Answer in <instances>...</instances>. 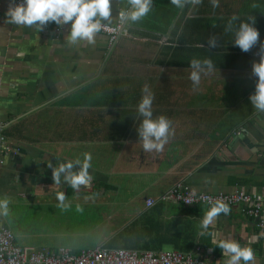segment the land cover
Segmentation results:
<instances>
[{
  "label": "crops",
  "instance_id": "obj_1",
  "mask_svg": "<svg viewBox=\"0 0 264 264\" xmlns=\"http://www.w3.org/2000/svg\"><path fill=\"white\" fill-rule=\"evenodd\" d=\"M154 2L158 5L146 17L126 23L127 36L109 48L100 34L92 44H70V28L56 34L54 22L40 31L5 24L10 0H0V123L7 144L19 149L0 167V199H7L10 209L7 217L0 216V228L11 232L16 246L83 250L56 245L68 234L56 231L54 223L49 227L55 230L42 226L37 213L39 199L55 207L56 193L64 192L72 205L89 200L84 206L94 207L91 221L86 216L76 221L116 226L97 246L113 243V249H124L128 244L129 250L187 253L199 245L204 264H225L228 257L212 241L227 238L251 247L253 264H264V232L238 206L220 214L205 235H200V224L209 208L175 202L144 207L145 199H157L180 183L196 193L264 195V112L249 100L255 91L251 66L259 62V42L242 52L232 41L249 16L264 41V0H219L216 8L202 0L181 8L165 34L169 14L164 0ZM127 7V0H112V22ZM233 15L239 19L232 31H225ZM189 19L188 42L180 44L177 38ZM213 34L221 48H208ZM217 51L242 57L225 59L228 66L220 68L211 56ZM193 58H210L217 68L202 75L195 89L188 79ZM241 63L244 67H235ZM145 85L155 97L153 119L164 115L172 121L174 132L162 152H145L138 137L137 105ZM84 153L92 155L90 186L75 191L65 183L54 184L47 164L83 161ZM108 193L113 200L104 199ZM103 204L112 206L106 217Z\"/></svg>",
  "mask_w": 264,
  "mask_h": 264
},
{
  "label": "clouds",
  "instance_id": "obj_2",
  "mask_svg": "<svg viewBox=\"0 0 264 264\" xmlns=\"http://www.w3.org/2000/svg\"><path fill=\"white\" fill-rule=\"evenodd\" d=\"M120 3V0H116ZM170 3L177 8H184L186 5L198 6L202 0H170ZM213 8L219 7V0H210ZM129 7L119 11V20L121 23L138 22L146 17L153 7V0H127ZM255 7V5H253ZM5 24H14L29 28L35 27L38 31L50 22L57 26L70 25V30L66 35L68 43L77 44L86 42L92 44L95 42L96 35L101 32L104 23L111 24L113 21L112 0H23L16 4L10 0L8 9L5 13ZM239 17L233 15L229 18L225 31L233 30V22ZM255 19L249 16L247 22H240L234 31L232 39L234 46H237L242 52H249L259 42V49L256 55L259 56V62H252V75L256 77L255 91L249 96L250 104L258 111L264 112V41H260V34L254 27ZM207 45L209 49L218 48V37L213 34L208 37ZM191 71L188 79L192 82L193 88H198L202 75H208L217 71L216 66L210 58L199 60L193 58L189 61ZM154 93L150 86L145 85L142 88V97L137 105L138 114L143 117L140 122L137 133L145 152H162L169 137L173 134L172 121L160 115L153 119L152 104ZM92 155L84 153L83 161H66L59 163L54 167L51 162L47 164L52 170V180L54 184L65 183L73 190H81V186L89 187L93 176L89 172ZM76 169V170H74ZM195 195V189L192 190ZM56 199L59 202L58 207L67 210L70 205L66 203L67 197L64 192H57ZM205 202H210L207 196L203 197ZM185 203L192 204V199L184 200ZM77 211H83L77 206ZM231 209L227 203L217 199L210 203L209 209L204 213L201 220L200 235H205L208 229L214 226L215 221L220 214L228 215ZM9 201L0 199V216L9 215ZM217 248L222 250V255L228 257L225 264H253L255 253L251 247L241 246V244L231 239H214L212 241Z\"/></svg>",
  "mask_w": 264,
  "mask_h": 264
},
{
  "label": "built area",
  "instance_id": "obj_3",
  "mask_svg": "<svg viewBox=\"0 0 264 264\" xmlns=\"http://www.w3.org/2000/svg\"><path fill=\"white\" fill-rule=\"evenodd\" d=\"M23 0H14L20 4ZM69 27V24L55 27V33ZM98 34L107 38L108 47H113L119 38L127 36L126 24L121 23L119 14L111 24L104 23ZM5 128L0 123V167L7 160L15 158L19 149L7 144L4 136ZM207 196L210 202H205ZM192 199L194 203L188 204L184 200ZM217 199L224 201L230 208L238 206L240 213L253 221L260 232H264V195L246 194L235 190L232 193H196L185 183H180L168 189L157 199L144 200L145 209H149L159 202H175L186 207H210ZM224 215V214H222ZM205 251L201 246H196L190 252L161 251L151 252L146 250L108 249L97 246L93 249H83L74 253L65 248L48 249L33 246H16L13 236L7 228H0V264H204Z\"/></svg>",
  "mask_w": 264,
  "mask_h": 264
},
{
  "label": "rangeland",
  "instance_id": "obj_4",
  "mask_svg": "<svg viewBox=\"0 0 264 264\" xmlns=\"http://www.w3.org/2000/svg\"><path fill=\"white\" fill-rule=\"evenodd\" d=\"M142 119L143 117L140 116V121H142ZM106 196L108 197L104 199L112 198L113 200L114 198V195L112 193H108ZM91 197H94V195L92 194ZM71 199L74 201V198ZM43 201L45 200L39 199V204H41V206L37 208L38 216L40 217V220L43 222L41 223V225L44 227H48L49 230H55V228L49 227L50 224L54 223L56 224V231L59 232L60 230H63L68 234L67 236L62 238H60L61 237L60 234L58 236V239L60 238L59 239L60 242H57L56 245H61L69 249L87 250L90 248H95L103 238L108 237L109 231H114V232L116 231V226H113L112 222L109 224V226H106L105 221L99 220L97 221L98 226L97 225L93 226L87 224L85 222L86 219L79 221L75 220V219H83L85 216L88 218L87 220L91 218V216L94 213V207H92L93 205L84 206V204H86L85 202L89 200L84 201L83 206L79 205V207L82 208L83 211H77V206L72 205L73 202L70 203L71 201L69 200H67V202L69 203L70 207L67 210H62L60 207H58V205L55 207L42 205L45 204V202ZM103 205L106 209L102 207L101 208L102 210H104V217H106L107 214L109 215V213L112 212L111 211L112 206H109L108 204H103ZM76 231H80L82 232V234L75 235V233H77ZM103 231L104 233L102 234ZM70 235L71 237H69ZM101 235L102 237H100ZM45 247H48L50 249L54 248V246H45Z\"/></svg>",
  "mask_w": 264,
  "mask_h": 264
},
{
  "label": "trees",
  "instance_id": "obj_5",
  "mask_svg": "<svg viewBox=\"0 0 264 264\" xmlns=\"http://www.w3.org/2000/svg\"><path fill=\"white\" fill-rule=\"evenodd\" d=\"M153 5L156 6V5H158V3L154 2ZM189 6H191V4H188L185 7L188 8ZM180 9L181 8H177L176 6L172 5L170 3V0H164V12H167L169 14L168 17H165V19H167V23L164 24V34L168 31V29L170 28L171 24L173 22H175V19L177 17V14H179V10ZM182 11H184V10H182ZM192 24H193V19L187 20L186 24L183 27V30H182L180 36L177 38V42L178 43L181 44L183 41L186 42V43L188 42V39L185 36V33L189 29H191V25ZM177 27H178V25L176 24L175 27H174V32L175 33H173V34L171 33L170 34L172 40H175V38H176V31H177L176 28ZM211 56L216 61V65L217 66H220V68H223V67L228 66V63H225V59H227L226 62H228L229 59H232V60H240V58L242 57V56L240 57L239 55L229 56V55H226V53H224V51H219V52L217 51V52H215ZM244 57L246 58V56H244ZM235 67L242 68V67H244V64L243 63L238 64V65L236 64ZM198 208H199V206H198ZM113 247H115L113 243H109L106 246H104V248H108V249H113ZM128 247H129V245L127 244V245L124 246V249H126Z\"/></svg>",
  "mask_w": 264,
  "mask_h": 264
},
{
  "label": "water",
  "instance_id": "obj_6",
  "mask_svg": "<svg viewBox=\"0 0 264 264\" xmlns=\"http://www.w3.org/2000/svg\"><path fill=\"white\" fill-rule=\"evenodd\" d=\"M126 24V23H125Z\"/></svg>",
  "mask_w": 264,
  "mask_h": 264
}]
</instances>
